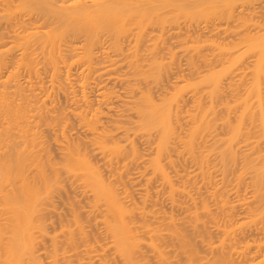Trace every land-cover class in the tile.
<instances>
[{"label": "bare ground", "instance_id": "1", "mask_svg": "<svg viewBox=\"0 0 264 264\" xmlns=\"http://www.w3.org/2000/svg\"><path fill=\"white\" fill-rule=\"evenodd\" d=\"M238 1L0 0V264H264V24Z\"/></svg>", "mask_w": 264, "mask_h": 264}, {"label": "rangeland", "instance_id": "2", "mask_svg": "<svg viewBox=\"0 0 264 264\" xmlns=\"http://www.w3.org/2000/svg\"><path fill=\"white\" fill-rule=\"evenodd\" d=\"M256 1H257V2H256ZM256 1H254V0H244V2H242L241 0L238 1V3H236V5H235L237 8H236V7L233 8V10H234V12H235V15H236V17H235L236 19L234 18V19H235V20H234V23H235V21H236V24H237V23H241L243 20H246L245 18H247L248 23H251V21L253 20L252 23L255 22V24H260V23H261V24H264V0H263V1L260 0V2H259V0H256ZM218 3H219V2H218ZM213 4H216V3H213ZM220 4H221V3H220ZM237 5H238V6H237ZM239 5H240V6H239ZM243 5H244V6H243ZM213 6H215V5H212V7H213ZM218 6H219V4H218ZM218 6H217V4H216V8H217ZM214 8H215V7H214ZM216 8H215V9H216ZM220 8H221V7L219 6V7H218L219 11L216 9L217 12H221L222 9H223V11H224L223 6H222V9H221V10H220ZM243 8H244V10H243ZM192 9H193V8H192ZM192 9H191V11H192ZM195 9H196V8H195ZM210 9H211V8H210ZM215 9H213V10L215 11ZM235 9H236V10H235ZM241 9H242V10H241ZM240 10H241V11H240ZM193 11H194V13L196 12V10H194V9H193ZM193 11L190 12V14H192ZM210 12H212V10H210L209 13H210ZM182 13H183V12H182ZM188 13H189V12H188ZM238 13H240V14H238ZM186 14H187V13H185V15H186ZM190 14H188V15L190 16ZM196 14H197V13H196ZM196 14H195V15H196ZM198 14H199V13H198ZM212 14H213V13H212ZM237 14H238V15H237ZM243 14H244V15H243ZM180 15H182V14H178L177 16H180ZM201 15H202V14H201ZM203 15H204V13H203ZM208 15H209V14H208ZM239 15H240V16H239ZM242 15H243V16H242ZM183 16H184V14H183ZM183 16H180V17H182L181 19H183L182 22L179 21V19L176 17V21H177V19H178L177 22H179V25H178V26H180V25L182 24V25H185V27H184V26H183V27L186 28L187 26L192 25V23H194V21L196 22L197 19H198V21H197L198 23H194L195 26H196V24H197V25H198V24H201L202 27L205 26V19H202V16H198V17H201V18L199 19V18H196L197 16L195 17V16L192 15V16H191L192 18L188 17V20H187V18L185 19V17H186L187 15H186L185 17H183ZM237 16H238V17H241V18L244 17V18H243V19L240 18V20H239V18H238V20H239V21H238V20H237ZM245 16H246V17H245ZM180 17H179V18H180ZM193 17H195V19H194ZM206 17L208 18V19L206 18L207 21H208V20H209V21H212V20H211L212 18L209 19L210 15H209V17H208L207 14H206ZM181 19H180V20H181ZM184 19H185L186 21H185ZM189 19H190V20H189ZM232 19H233V18H232ZM192 20H193V21H192ZM201 20H202V21H201ZM214 20L217 21V19L213 18V21H214ZM221 20H224V19L222 18ZM221 20L218 19V21H219L218 24L220 23ZM174 21H175V19H174ZM174 21H173V22H174ZM188 21H189V22H188ZM190 21H191V22H190ZM209 21H208V22H209ZM216 21H215V22H216ZM231 21H233V20H231ZM240 21H241V22H240ZM177 22H176V23H177ZM184 22H185V23H184ZM221 22H224V21H221ZM243 22H244V21H243ZM257 22H258V23H257ZM169 23H171V22H169ZM174 23H175V22H174ZM174 23L171 24V25H174ZM176 23H175V25H176ZM183 23H184V24H183ZM186 23H187V25H186ZM190 23H191V24H190ZM202 23H203V24H202ZM231 23H232L233 25H236V24H234L233 22H231ZM246 23H247V22H246ZM246 23H244V24H246ZM252 23H251V24H252ZM188 24H189V25H188ZM194 24H193V26H194ZM206 24H207V23H206ZM251 24H250V25H251ZM167 25H169V24L167 23ZM203 25H204V26H203ZM233 25H232V26H233ZM176 26H177V25H176ZM193 26H191V29H190V30L192 31V29H193V31H196V30L194 29L195 26H194V27H193ZM263 26H264V25H263ZM198 27H200V25H199ZM202 27H200V28H202ZM184 28H181V29H184ZM189 28H190V27H189ZM195 28H196V27H195ZM185 31H186V30H185ZM199 31H200V29H199ZM182 32H183V30H182ZM197 32H198V31H197ZM201 33H202V34H201ZM203 33H204V34H203ZM206 33H208V32L206 31ZM206 33H205V31H203V32H200L198 35H200V36L202 37V39H205V38H213V37H214L213 39L216 38V40H217V38H218V40H219L220 38L223 37V35H221L220 37H216V36L209 35V33H208V34H206ZM203 35H204V36H203ZM205 35H206V36H205ZM201 37H200V38H201ZM204 37H205V38H204ZM229 38H232V36H230ZM169 39H171V38H169ZM169 39H168V40H169ZM170 41H172V40H169L168 42H170ZM168 44H169V43H168ZM180 48H181V47H180ZM180 48L177 47V50H178V49L180 50ZM204 48H206V50L204 49L202 52H204L205 54H206V52L209 53V54H211V53H210L211 51H210V47H209V46H206V47H204ZM207 48H208L209 50H207ZM179 50H178V51H179ZM181 52H182V53H181ZM182 54L185 55L184 51L180 50L178 56H180V58H181V56H184V55H182ZM202 54H203V53H202ZM209 54H207V55H209ZM188 55H189V54H188ZM186 57H187L186 55H185V57H182L181 59H179V57H178V62H180V63H178V64H180L182 67L184 66L185 69H186V70L184 69V71H183V69H181V70H182L181 73H183V72L186 73L185 76L188 75V74H187V68H186V67H187V65H186V64H187V63H186V59H187V58H186ZM185 58H186V59H185ZM195 59H196V57H195ZM181 60H182V61H181ZM196 60L199 61V62H198V61H196V62H198V66H201V71H203L204 69L206 70V68H207L208 66L206 65V68H205V65L202 64V62H200L201 59L198 58V59H196ZM249 60H251V59H248V62H249ZM248 62H247V60H245V63H246V64H248ZM245 63H244V64H245ZM199 64H200V65H199ZM201 64H202V65H201ZM185 65H186V66H185ZM242 65H243V64H242ZM244 66H245V65H244ZM182 67H180V68H182ZM184 67H183V68H184ZM240 67H241V66H240ZM203 68H204V69H203ZM243 69H244V68H242V70H243ZM240 70H241V69H239V72H242V70H241V71H240ZM244 70H247V69L245 68ZM236 71H237V68H236ZM233 72H234V71H233ZM239 72H238V73H239ZM183 74H184V73H183ZM235 74H236V72H235ZM237 75H238V74H237ZM188 76H190V75H188ZM233 76H235V75H233ZM235 77H236V76H235ZM233 78H234V77H233ZM227 80H228V79H227ZM223 86H224V85H223ZM188 91H189V92H188ZM187 92H188V96H189V98H190V97H191V93H192L191 88H189V90H187ZM187 92H186V96H187ZM188 96H187L186 98H188ZM189 98H188V101H189V102H186L187 104L191 103V101H190ZM137 140H138V139H137ZM140 141H141V140H140ZM140 141H137V142L140 143ZM141 143H142V141H141ZM144 144H145V143H144ZM141 145H142V146H141ZM146 145H147V144H145V145L140 144V146H139V145H138V146H139L140 148L144 146L145 149H147V151H148V145H147V148H146ZM144 147H143V148H144ZM53 148H54V147L52 146V151H53ZM55 148H56V147H55ZM55 148H54L53 153L55 152V155H56V154H58V153H57V151H56ZM143 148H141L142 151L140 150L141 154H143V152L145 151V149L143 150ZM190 163H191V161H190V162L188 161V162H186V165L191 166L192 164H190ZM132 165H133L134 167H133ZM132 165L130 164V166H132L131 168H133L132 172H133V171H136V170H137V167H140V164H139V166H137L138 164H137V165H136V164L134 165V163H133ZM182 165H184V163H183ZM182 165H178V166L181 167ZM186 165L183 166V167H181L180 169H182V168H184V167L187 169ZM130 166H129V170L131 171ZM135 166H137V167H135ZM189 166H188V168H189ZM192 167L195 168L194 163H193V166H192ZM134 168H135V169H134ZM140 168H141V167H140ZM177 168H178V167H177ZM138 169H139V168H138ZM189 169H190V168H189ZM189 169H188V170H189ZM191 170H192V169H191ZM136 172H137V171H136ZM130 173H131V172H130ZM134 173H135V172H134ZM134 173H132L131 176H134ZM135 174H136V173H135ZM128 175H130V174H128ZM229 187H230V186H229ZM230 188H231V187H230ZM230 188H228V189H230ZM230 190H231V189H230ZM246 190H247V192H249L248 189H246ZM241 191H242V190H241ZM195 192H196V191H195ZM231 192L233 193L234 191H231ZM242 193H243V192H242ZM244 193H245V191H244ZM71 194L73 195V193H71ZM204 194H205V193H204ZM202 195H203V194H202ZM205 195H206V194H205ZM207 196H208V195H206V198H209V199H206V200H210L211 198H210L209 196H208V197H207ZM204 197H205V196H204ZM180 198H182V196H180ZM182 199H184V198H182ZM56 200H57V199H56ZM57 201H58V200H57ZM57 201H55L56 204H59L60 201H58V203H57ZM55 202H54V203H55ZM61 202H62V201H61ZM210 202H211V201H210ZM210 202H209V203H210ZM81 203H82V202H81ZM167 203H168V202H167ZM56 204H55V205H56ZM82 204H83V206H84V204H86L85 206H86V208H88V206H87V202H85V199H84V203H82ZM82 204H81V206H82ZM163 204H165V206H166V203H163ZM63 205H64V204L60 203V207H57V208L60 210V209L63 207ZM167 205H168V204H167ZM212 205H213V204H212ZM212 205H211V206H212ZM57 206H58V205H57ZM163 206H164V205H163ZM165 206H164V208H165ZM212 207H213V206H212ZM214 207H215V206H214ZM238 207H239V206H238ZM86 208H84V209H86ZM169 208H170V207H169ZM169 208H168V209H169ZM64 209H65V212H64ZM166 209H167V206H166ZM240 209H241V208H240ZM61 210H63V212H64L65 215L67 216L68 213H66V212H68V210L66 209V207L64 206V208H62ZM237 211H238V212H237ZM61 212H62V211H61ZM174 212H177V211H174ZM178 212H179V211H178ZM178 212H177V213H178ZM236 212L239 213V214L241 213V214L239 215V216L241 217L242 214H243V213H242V212H243V209L241 210V212H239V209L237 208ZM177 213H176V214H177ZM63 215H64V214H63ZM237 215H238V214H237ZM243 215H244V214H243ZM51 216H53V217H52L53 220L55 219V221H57V222L59 223V221H58L59 219H58L57 216H54V215H51ZM51 216H50V217H51ZM237 217H238V216H236V218H237ZM240 217H238V218H240ZM56 218H57V219H56ZM57 222H56V223H57ZM56 223H55V226H57ZM58 223H57V224H58ZM262 232H263V230L260 229L258 235L261 236L260 233L263 234ZM212 235H213V234H212ZM258 235H257V236H258ZM214 236H216V234H215ZM212 238L215 239V238H217V237H212ZM45 241H46V242H45ZM45 241H43V242H45L46 244H48L47 240H45ZM41 244H43V243H41ZM204 253H205V252H204ZM238 262H239V261H238ZM239 263H240V262H239ZM236 264H238V263H236ZM240 264H241V263H240Z\"/></svg>", "mask_w": 264, "mask_h": 264}]
</instances>
